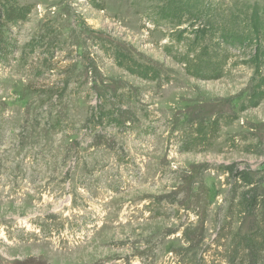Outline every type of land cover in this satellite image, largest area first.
<instances>
[{
    "label": "rangeland",
    "instance_id": "rangeland-1",
    "mask_svg": "<svg viewBox=\"0 0 264 264\" xmlns=\"http://www.w3.org/2000/svg\"><path fill=\"white\" fill-rule=\"evenodd\" d=\"M263 202L264 0H0V264H264Z\"/></svg>",
    "mask_w": 264,
    "mask_h": 264
},
{
    "label": "trees",
    "instance_id": "trees-1",
    "mask_svg": "<svg viewBox=\"0 0 264 264\" xmlns=\"http://www.w3.org/2000/svg\"><path fill=\"white\" fill-rule=\"evenodd\" d=\"M174 5L175 4H173V3H168V8L170 9V13H174L175 11H177L178 8H176ZM207 27H209V26H207ZM224 37H225L224 41H229V42L235 41L237 39V38L234 37V35H224ZM253 205L254 204H250L249 206H253ZM261 208L264 210V202L261 205ZM250 237L253 239L252 236H250ZM262 248H263V251H264V244H263Z\"/></svg>",
    "mask_w": 264,
    "mask_h": 264
}]
</instances>
